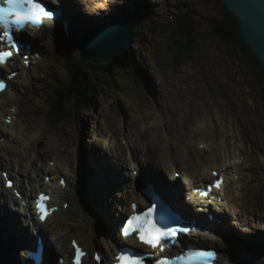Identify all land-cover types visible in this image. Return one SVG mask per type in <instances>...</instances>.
<instances>
[{
	"label": "bare ground",
	"instance_id": "6f19581e",
	"mask_svg": "<svg viewBox=\"0 0 264 264\" xmlns=\"http://www.w3.org/2000/svg\"><path fill=\"white\" fill-rule=\"evenodd\" d=\"M66 1L67 2L65 4L64 2H62L61 4L58 3V5L63 8V21L60 20L57 23L47 22L44 24V26H46L44 32L34 33V35L30 36V38L34 40L33 45H31L33 46L31 52L35 54V63L40 62V59L38 58L39 56H37V54H40L41 57H44L43 54L46 53L45 50L47 49L51 41L53 42V39L57 37L56 34L59 30L64 31L65 28H68L70 30L76 27L75 25L85 26L88 25V23L94 24L93 21H89L90 18H83V14L90 17H92V15L96 17L102 15L103 12H111L110 15H116V18L122 15L131 17L133 15H137V13L134 12L129 14H125L123 12L121 13L120 11H118L120 6L118 7V9H115L114 6L108 5L110 2L114 3V1L112 0H90L86 3L85 0H75L77 5L73 2H68L71 0ZM89 2L94 3L92 5H89ZM81 10L84 13H82ZM105 18H107V16ZM105 24L101 22L100 28ZM81 35L83 36L82 32ZM77 44V50H80V44ZM37 45H41V47H38ZM2 70L9 75L13 71H18L19 69L18 66L15 65V63H9L5 67H3ZM187 74H176V76L172 78L173 80L165 79L163 77L161 80V78L159 77L160 81L155 80L156 82H153V79H150L151 92L155 94L158 102L156 108L163 115L166 132L173 140H169L168 137H161V132L159 131L157 126H154L153 128L150 127L149 129L143 128L142 125L141 127H139L135 120L132 117H129L128 131L130 130L129 134H131L132 136L127 134L128 136L126 138L129 139L130 143L128 149L124 148L122 146V141L126 140V138H124V135L122 133V126L119 119L115 118L117 117V115H114L115 117H113L112 114L106 111L107 109H103L102 106H99L102 111L98 114L97 111H95L93 113L92 119L95 122L99 123L98 130L100 136L104 135L105 137H103V143L96 145H86L82 149L81 160L84 164V174L83 177L80 176V179L77 178L78 175L77 177H75L74 175L77 168V163H73V161L77 160L75 156L76 149L73 148L74 144L72 145L71 142L67 141L69 128L62 127L61 130L59 129L60 131L58 130L59 132L56 130H54L53 132H46L47 130H45V128L43 127L41 123L42 121L40 122L37 118L40 106L35 100L30 101L31 109L29 108V111L24 113V107H22L24 105L20 106L19 108L18 115L22 117L21 120L24 123L23 125L25 126L20 125V123L18 122L11 123V125H6L5 121H1L0 138L3 139L5 136L10 134V138L12 139V141L20 142L19 140H22L24 142V149H21L25 150L24 152H27V155H25L24 153H20L18 149H16L15 151L10 150V146L7 147L0 144L1 148L4 149L5 153L7 154L4 155L5 158L2 157L6 162V168L1 172L5 171L10 173V175L20 177V184H22L26 178L29 179V184L35 181L37 185L32 186L30 192H36L37 187L42 185V182L40 180L36 181V179H32V174L35 173L37 177L41 176V174L44 175V173H46V175H55L54 178H51V184L49 187L50 193H52L55 198L53 206H59L63 208V205L65 203H68V208H63L64 210L62 209L60 211V214L56 219V221H58L57 226L59 227V229L61 228L63 231L68 233H64L62 230L59 231L58 229H51L55 234V239H47L48 249L47 259H45L47 262H53L55 254H58L59 256H65V253H70V255L72 256L73 249L71 248V242L73 240H76L81 243L84 248L91 254L96 249H101V247L104 248V250H106V254L103 264H108V260L112 256L111 247H115L116 245L122 243L115 232L117 223L123 216H129L131 214V210L129 208L131 201L137 200L146 202L144 197L138 194V190H140V188L138 187L142 184L149 183L154 185V188H156L157 191L162 192V194L164 195H168V193L166 192V181L165 179L164 181L158 179V177L161 178V175L157 176L158 172L156 171L160 170L164 173L166 171L169 173L170 171L171 177L169 179L172 180V183L175 185L177 183V179L174 178V174L175 172H177V168L172 167L173 165L177 166V164L175 163L176 161L180 163V160H183L184 165L186 166V168H183L182 170L184 182L181 181L184 189L186 184L185 180L187 179V182H189L190 185L201 183L205 180H213L212 172L215 170H219L220 174L226 178L223 193L220 194V196H223L224 200L222 205L220 206L221 208H217V211L215 212L217 216L214 224L209 223V221H206L205 218L203 219L205 225H207L208 228L216 226V228H218L220 231H224L228 235L230 234L231 229L226 223L218 225L216 224L225 220L229 204L233 205L236 208V212L233 209V214H236V216L240 215L242 211L244 213L251 212L249 207L244 205L245 202L243 201V204L240 202L242 206H235L236 201L244 199V194H241V196H237L234 195V191H232L231 195H227V190L236 183V178H234V175H238V180H240L241 182L243 176H246V173L241 172L242 175L240 176L239 171L237 170L234 172L232 166H227V164L221 166L218 163L219 161L217 162L218 164L215 163V160L213 158L219 160L223 155L228 154L229 157L231 156L235 161L234 165L237 166L238 163H240V158L236 154L232 144L226 147V140L229 136L226 130L222 131L218 129L220 125L223 126L220 122H218V125L215 126L216 129H218V133L220 137H222V139L216 134L217 132L214 133V131H210V124L208 123V120L212 117L210 116L212 106L210 107L209 105H206L205 100H202L201 103L198 101L195 96L196 89H193L194 85L191 81H189L190 74ZM175 77H179V80H175ZM9 84L11 86V89L19 90L21 86L19 77L10 80ZM3 96L4 95L0 96V103L2 104V106H0V113L1 117L7 118L9 115L13 116V114L9 112V109H7V107H11L9 106V102L11 101L12 97L9 101L4 103L5 97L3 98ZM15 99L16 98L14 97V100ZM4 105L6 106L5 109L3 108ZM14 105H17V102ZM5 112H7L6 115L2 116ZM182 112H185V114H187L185 116L188 120L185 121L186 119H184L182 124H180L179 122L182 119V117H180L182 115ZM179 117L181 119L178 122ZM216 118L219 121V118ZM213 119L214 118H212L211 120ZM198 120L200 121V123L202 122L203 125V133L201 132V134L197 133L196 130L193 129L194 124H196ZM87 121L88 120L86 117L83 116L81 118L80 125L78 126V128L80 129V136L83 135V127L84 125H87ZM11 129L14 130L16 135H14V133H9V130ZM223 129H225L224 126ZM186 131L188 134L186 133ZM153 132H155L156 136L151 140ZM210 132L212 133V136L216 138L218 137L220 140L215 149L213 148L214 145L212 146V144H210V140H206V136L210 135ZM22 135H25L24 138H27L26 141L21 138ZM85 135L86 137H88L87 139H92V137L90 136V130L88 128L84 130V136ZM116 136H119L118 140ZM198 136L200 140L196 139ZM120 137L123 138L120 139ZM183 137H185V139ZM186 137L188 140H186ZM134 138H136L137 141H135ZM181 140H183L182 143ZM196 140V145H194V141ZM205 141H208L209 144L205 145ZM41 142L44 145L42 147V150L40 152L36 150V159L40 158L38 160L42 161L39 166L37 160L32 159L31 154L35 153L33 151L35 149L33 145ZM26 144L29 147H26ZM180 144L181 146H179ZM11 148L14 149L15 147ZM102 154L108 157V159L105 156H102ZM130 155L133 156L134 162L129 161ZM224 157L227 159L226 156ZM45 158L50 160L51 158H54V160L51 161L56 162L55 167L48 166ZM194 158H200L201 160L196 161ZM209 159H211V161ZM71 160L72 165L69 167L66 165V162ZM113 162L114 165H112ZM115 164L117 165L119 172H114L113 166H116ZM133 164H137L140 171V176L139 178L131 177L130 179V175L126 171L127 169L131 171V166ZM243 170L248 171L249 169L247 167L243 169L242 167L240 171ZM45 176L43 177V180L45 179ZM63 176L68 177V180L66 179L67 186L66 188H62L63 192H60V180ZM1 182L2 180H0V190L4 192L5 199L7 200L6 202L9 201V203H12L13 201L17 204V201H15L11 197L10 192L4 191V189L1 188ZM3 182L5 184V181ZM112 186H114V188L116 186H120L122 190V192H120L121 202L116 207L109 203L106 194L107 190H109L108 188H112ZM175 187H180V183L175 185ZM109 193H111V191H109ZM109 195L110 194H108V196ZM59 196L60 199H58ZM169 198L174 204H181L180 198H177V195H169ZM81 199H83L82 206L79 205V201ZM114 207L115 212H112ZM237 211H240V214ZM204 212H207V210H205ZM10 221H14V219H10L9 222H6V225L0 226V260L3 261V264H13L15 263V259L17 258V262L18 264H20L21 261L17 255V247L12 243V235L14 234V231H12L11 226H9V223L13 225ZM76 223H79L78 227L75 226ZM234 224L238 223L235 222ZM24 225L28 226V224L25 223ZM16 228H18V225H16ZM42 228L44 229V226H42ZM47 228L53 227L47 226ZM93 228L103 229L102 233L104 234L102 236H96ZM30 232L32 233L33 229H31ZM208 235L209 234L206 233V236ZM194 236V238L187 239L191 240L194 243H203L204 245L206 244L204 242L205 238H202L201 234H195ZM173 249V251H175V248ZM227 263L239 264L236 258V254L235 257H228L222 251H220L217 264ZM85 264L94 263L92 260H86Z\"/></svg>",
	"mask_w": 264,
	"mask_h": 264
},
{
	"label": "rangeland",
	"instance_id": "374dc122",
	"mask_svg": "<svg viewBox=\"0 0 264 264\" xmlns=\"http://www.w3.org/2000/svg\"><path fill=\"white\" fill-rule=\"evenodd\" d=\"M112 1H114V3H109L111 6L119 5L116 0ZM122 1L127 2V0ZM142 1L149 3L146 9L136 10V5L133 0H129L124 8L119 7L121 13L124 12L125 14H129L134 12L138 15L139 22L134 27L133 39L131 41L132 51H135L134 56L137 63L138 75H135L129 70L112 71L109 74L107 73L104 77L99 76L101 77V82H99V84L102 85L104 90H100L99 96L92 106L82 109H71V111H69L70 116L65 118L59 125L50 123V119L47 116L48 101L46 95L52 93L53 80L57 79L61 82L67 81L68 73L65 69V64L76 61L81 55V51L79 49L77 50V43L80 44L84 38L92 36L98 29H101V22L105 24L116 18V15H110L109 18H105L106 16L104 15H99L95 19L91 18L89 20L90 22L93 21L94 24L87 22L88 25H75L76 27L73 29L65 31L59 30L57 32V37L53 39V42L51 41L45 50L46 53L49 52L43 54V59L37 64H33L29 72H24L20 75L19 81L21 86L18 95H21V97L18 99V105H24L22 107H24L23 111L25 113L31 109L30 101L35 100L40 106L37 118L40 122L42 121L41 123L45 130H47L46 132L58 131L59 129L61 130L62 127L69 128L67 141L71 142L72 145L74 144L73 148L76 149L75 156L77 160L73 161V163H77V168L74 175L75 177L78 175L77 178L80 179L79 173L81 174L82 171L84 173V164L81 160L82 149L86 145L103 143V137H105L104 135L100 136L98 130L99 123L92 119L95 111H97V114L102 111L99 106H102L103 109H107L106 111L112 114L113 117L117 115L115 118L120 121L124 138L130 133V130L128 131V118L132 117L139 127L142 125L143 128L149 129L150 127L153 128L157 126L161 132V137H168L169 140H173L166 132L163 115L156 108L158 102L155 94L151 92L150 79H153V82L155 80L160 81V78L162 80V77L170 80L174 78L176 74L180 73L183 75L188 72L187 75L190 74L189 81L194 85L193 89H196L195 96L198 101L201 103L202 100H205L206 105L212 106L211 115L209 114L212 117L208 120L210 131H214V133L217 132L216 134L220 137L218 129L222 131L226 130L229 136L226 140V147L232 144L236 154L240 158V163L236 166L234 165L235 161L232 157H229L228 154L223 155L225 154L223 153L221 159L216 160V158H213L215 163H219L221 166L226 164L227 166H232L233 171L235 172L238 170L240 176L242 175L241 172L246 173V176H243L241 182L240 180L237 181L238 176L234 175L236 183L232 185L233 187L231 186L232 188L230 187L227 190V195H231L232 191H234V195L237 196L244 194V199L236 201L235 206L240 207L243 202H245L244 205L249 207L251 212L244 213L242 211L240 214V211H237L240 214V220L243 219L244 223L243 227L239 226V228L232 224L233 213L234 211L236 212V208L229 204L227 224L229 226L233 225V227H231V232L227 235V239L223 238V240H221L219 237L217 239L218 241L210 240L211 246L219 248L220 251L228 257H235V254L243 251L255 256L254 254L257 253L252 252L246 242L249 239L248 237L253 235L258 239L262 238V247H264V91L260 90L256 72L252 69V63L249 59H243L242 55L236 54L231 49L229 50L222 42L206 37L200 40L199 47L194 52L193 60L184 62L181 65H177V63L173 61L174 50L172 48L171 39L172 32L176 28V14L179 11L178 8H181L192 16L191 18L194 20V23H196L199 32L206 33L210 30L209 24L211 22L221 21L224 17L219 0ZM93 3L94 2H89V5ZM140 40L144 41L145 44L140 45ZM37 46L41 47V45ZM122 61L121 59V62ZM113 74H117V76L112 77L111 75ZM175 78V80H179V77ZM4 97V103H6L13 96L7 94V97ZM9 103V106H13L12 99ZM25 104L28 105L26 106ZM0 106H2L1 103ZM3 108L5 109L6 106L4 105ZM185 115L187 114L182 112L180 116L182 119L180 117L178 118V122L181 119L179 122L180 124H182L184 119H186L185 121L188 120ZM83 116L86 117L88 121L87 125L83 127L82 137L80 136V129L78 126ZM216 117L219 118V121ZM212 118L214 119L211 120ZM21 119L22 117H19L20 125L25 126ZM218 122H220L225 129H223L221 125L216 129L215 125H218ZM199 123L200 121L198 120L197 123L192 126L197 133L201 134L203 125L202 122L200 123L201 125ZM87 128L90 130L91 140L87 139L88 137H86V135L84 136V130ZM197 128L201 129L199 130ZM211 132L210 135L205 138L206 140H210V144H212V146L214 145L213 148L215 149L220 140L218 137L212 136ZM9 133H14V135H16L12 129L9 130ZM154 134L155 132L152 133L153 136H151V140L156 136V134ZM129 135L132 136L131 134ZM24 137L25 135L21 136V138L26 141L27 138ZM116 137L118 140L119 136ZM9 138L10 134L6 136V143L0 144L7 147L10 146V150H15V148L12 149L11 147L20 149L22 145L24 146L22 140L18 142L12 141V139ZM121 138L123 137H120V139ZM183 138L185 139V137ZM220 138L222 139V137ZM134 139L137 141L136 138ZM196 139L200 140L199 136ZM186 140H188L187 137ZM197 140L194 141V145H196ZM125 141L128 142L129 139L126 138L122 143ZM182 142L183 140H181V143ZM209 142L205 141L204 144L208 145ZM43 146L42 142L33 145V147H35L33 150L35 153L31 154L33 160L36 159L35 157L37 156L36 150L40 152ZM179 146H181V144ZM26 147L29 146L26 144ZM20 151L27 155V152H24L25 150L20 149ZM4 155L7 154L0 146V163L2 164H6L3 159L5 158ZM224 156H226L227 159ZM38 159L36 160L40 166L42 161ZM45 159L48 165H50V163H55L56 165L55 161H48L50 159ZM194 159L196 161L201 160L200 158ZM51 160H54V158H51ZM209 160L211 161V159ZM175 164H177V166L179 165L177 167L179 172H182V168H186L183 160H180V163L176 161ZM66 165L70 167L72 165V160L66 162ZM0 167V170L5 168L4 165L1 164ZM242 167L243 169L247 167L249 170L240 171ZM126 172L129 174L128 170ZM160 172L161 179L164 180V172ZM169 174H165V176H170L171 174ZM32 175L33 178L37 177L35 173ZM49 176L51 178L54 177L52 174H49ZM39 178L40 180L43 179V174H41ZM108 192L109 190H107V193ZM113 192L116 193L115 198L119 199L120 196L118 195H120V188H113ZM78 225L79 223L75 224L76 227H78ZM254 263L264 264V252H260L257 260H253L251 264ZM0 264H3L2 260H0Z\"/></svg>",
	"mask_w": 264,
	"mask_h": 264
},
{
	"label": "trees",
	"instance_id": "16d2710c",
	"mask_svg": "<svg viewBox=\"0 0 264 264\" xmlns=\"http://www.w3.org/2000/svg\"><path fill=\"white\" fill-rule=\"evenodd\" d=\"M136 9L142 10L147 8V2L142 0H133ZM223 11L221 21H213L210 30L206 33L199 32L196 23L190 14L178 8L176 14V28L172 32V48L174 50L173 61L177 65L193 60L194 52L199 47V42L204 37L222 42L229 50L236 54L242 55L243 59H249L252 63V69L256 72L257 82L260 90L264 91V75L259 69L255 60L248 54L242 46L241 40L237 36V24L220 2ZM138 17V15H133ZM145 44L140 40V45ZM135 51H126L121 54L116 62L111 64L95 65L84 63L78 58L76 61L65 64L68 73V80L61 82L53 80L52 93L46 95L48 101L47 116L50 122L55 125L61 124L65 118L70 116L71 109H82L92 106L99 96L100 90H104L101 84V77L112 71H132L138 75V68L135 59ZM121 59L123 60L121 62ZM178 59V61H177ZM174 62V63H175ZM101 76V77H99ZM112 77L117 74L111 75ZM112 79V78H110ZM108 84L107 82H105ZM262 240L257 237H250L246 244L252 252L259 254L264 252Z\"/></svg>",
	"mask_w": 264,
	"mask_h": 264
},
{
	"label": "snow or ice",
	"instance_id": "6c2138e0",
	"mask_svg": "<svg viewBox=\"0 0 264 264\" xmlns=\"http://www.w3.org/2000/svg\"><path fill=\"white\" fill-rule=\"evenodd\" d=\"M53 15L51 10L46 8L43 0H0V26L3 27V32L0 34V42H7L11 50H0V64L7 63L14 55V50L17 49V42L9 29L15 26L19 31H24L28 25L35 29H40L43 26L45 19L51 18ZM5 90V84L0 82V92ZM213 175H216L213 173ZM222 181L217 179L215 187L219 188ZM11 187V181L8 182ZM46 199L43 195L40 201ZM133 205V209H136ZM37 209L41 213L40 219L44 220L49 214V210L43 204L38 202ZM155 205L147 210H140L127 218V223L122 226V234L125 238L135 234L140 242L148 245L152 249L159 248L160 251L168 243L175 242L178 233H187V228H163L158 226L154 220ZM84 253L77 247L75 264H80L81 257ZM216 254L214 252L202 251L197 248H186L179 255L173 257H163L155 260V264H212ZM99 259V258H98ZM117 264H145L142 253L133 254L131 251H122L116 257Z\"/></svg>",
	"mask_w": 264,
	"mask_h": 264
},
{
	"label": "water",
	"instance_id": "95a60500",
	"mask_svg": "<svg viewBox=\"0 0 264 264\" xmlns=\"http://www.w3.org/2000/svg\"><path fill=\"white\" fill-rule=\"evenodd\" d=\"M235 19L237 36L264 75V0H219ZM138 18L122 15L98 29L80 43V59L95 65L111 64L117 57L131 51L133 29ZM239 264H251L257 257L249 253L236 254Z\"/></svg>",
	"mask_w": 264,
	"mask_h": 264
}]
</instances>
